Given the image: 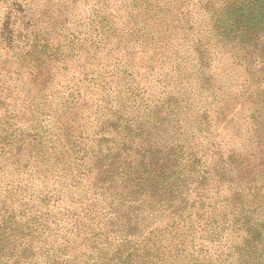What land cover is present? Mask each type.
Segmentation results:
<instances>
[{"label":"trees","instance_id":"1","mask_svg":"<svg viewBox=\"0 0 264 264\" xmlns=\"http://www.w3.org/2000/svg\"><path fill=\"white\" fill-rule=\"evenodd\" d=\"M222 2L0 0V264H264V0Z\"/></svg>","mask_w":264,"mask_h":264},{"label":"rangeland","instance_id":"2","mask_svg":"<svg viewBox=\"0 0 264 264\" xmlns=\"http://www.w3.org/2000/svg\"><path fill=\"white\" fill-rule=\"evenodd\" d=\"M208 1V7H209V12L211 13H213V12H215V11H217V10H220V8L222 7V6H220L219 7V5H223V2H222V0H207ZM219 14V13H218ZM219 17V15H216V17ZM217 17V18H218ZM220 23L222 24L221 26V28L220 29H222V31H223V33H224V35H229V37H230V42H233V43H236L237 42V39H234V37L233 36H231V34L233 33V32H231L230 31V28H227V25H228V22H227V18L224 20V23H223V20H220ZM232 26V25H231ZM224 41H226V40H224ZM229 41H226L228 44V47H231V45L232 46H234L235 48H233V49H235L236 51H237V49L238 50H240L239 49V47H237V46H235V45H233V44H231ZM230 45V46H229ZM239 53V52H238ZM234 56H236L235 54H233ZM258 76H260V80L262 81V86H264V73L263 74H261V75H258ZM243 177H244V175H242V179H243Z\"/></svg>","mask_w":264,"mask_h":264}]
</instances>
